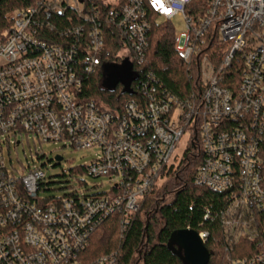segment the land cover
<instances>
[{
	"label": "built area",
	"instance_id": "1",
	"mask_svg": "<svg viewBox=\"0 0 264 264\" xmlns=\"http://www.w3.org/2000/svg\"><path fill=\"white\" fill-rule=\"evenodd\" d=\"M157 24L173 27L190 93L134 70L141 97L120 114L88 100V78L107 64V29L133 70ZM30 136L99 149L86 174L108 178L110 190L41 199L44 170L9 169L4 157ZM190 159L195 184L226 195L224 247L242 254L227 264H264V0H35L0 27V264H119L121 250L87 261L95 232L118 216L125 244L147 199ZM198 235L206 245L208 233Z\"/></svg>",
	"mask_w": 264,
	"mask_h": 264
},
{
	"label": "trees",
	"instance_id": "2",
	"mask_svg": "<svg viewBox=\"0 0 264 264\" xmlns=\"http://www.w3.org/2000/svg\"><path fill=\"white\" fill-rule=\"evenodd\" d=\"M34 3L35 0H0V27L9 24V18L16 10ZM59 19L55 17L52 20L57 27ZM174 38L173 27L155 25L146 60L141 66L134 64L133 70H137L142 79H146L147 74L152 75L159 80L158 87L162 86L173 95L184 98L193 89L194 80L176 54ZM105 40L107 64L125 61L120 56L125 42L114 27L107 29ZM104 83V72L100 69L88 78L85 95L88 100H94L113 112L120 114L127 102L141 97L131 92L134 83L126 93L120 83L113 90L107 89ZM198 166V160L190 159L178 175L169 177L162 188L147 199L125 244L120 239L119 217L109 218L93 235L91 247L85 254L87 261L94 263L121 250L119 264H184L182 254L174 252L170 244L177 232L186 229L208 233L205 246L211 254L209 264H227V255L242 256L241 253L234 255V252L229 254L225 250L221 213L227 205V198L225 194L195 184ZM73 174L87 175L86 166L74 170Z\"/></svg>",
	"mask_w": 264,
	"mask_h": 264
},
{
	"label": "rangeland",
	"instance_id": "3",
	"mask_svg": "<svg viewBox=\"0 0 264 264\" xmlns=\"http://www.w3.org/2000/svg\"><path fill=\"white\" fill-rule=\"evenodd\" d=\"M174 25L177 35L184 32L182 19H176ZM103 72L105 77L104 85L107 89H112L119 82L123 91H129L131 83L136 77L135 71L130 68L129 60H125L120 64H105ZM186 141L185 137L181 142L179 151H184ZM99 155L100 150L97 148L76 151L69 147H63V143L40 144L34 141L31 136L29 139L25 137L22 144L18 147L12 145L9 150L5 149L4 151L5 161L9 169L14 168L17 171H22L23 168H27L28 164H30L31 167L34 166L44 170L46 174L44 181L46 189L41 192V199L64 197L70 194L71 188L89 189L95 194L108 192L111 188L108 178L94 179L87 175L73 174L74 170L89 165ZM56 156L63 157V161L58 163L55 160ZM170 246L174 252H180L174 239Z\"/></svg>",
	"mask_w": 264,
	"mask_h": 264
},
{
	"label": "water",
	"instance_id": "4",
	"mask_svg": "<svg viewBox=\"0 0 264 264\" xmlns=\"http://www.w3.org/2000/svg\"><path fill=\"white\" fill-rule=\"evenodd\" d=\"M135 80L136 78L132 82ZM124 92L126 93V91ZM55 160L61 163L63 157L56 156ZM173 239L179 248V253L182 254L184 264H209L211 254L196 231L190 229L179 231Z\"/></svg>",
	"mask_w": 264,
	"mask_h": 264
}]
</instances>
